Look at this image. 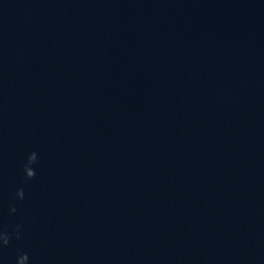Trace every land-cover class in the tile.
Segmentation results:
<instances>
[{
  "label": "water",
  "instance_id": "95a60500",
  "mask_svg": "<svg viewBox=\"0 0 264 264\" xmlns=\"http://www.w3.org/2000/svg\"><path fill=\"white\" fill-rule=\"evenodd\" d=\"M0 264H264V0H0Z\"/></svg>",
  "mask_w": 264,
  "mask_h": 264
},
{
  "label": "clouds",
  "instance_id": "9594fccd",
  "mask_svg": "<svg viewBox=\"0 0 264 264\" xmlns=\"http://www.w3.org/2000/svg\"><path fill=\"white\" fill-rule=\"evenodd\" d=\"M5 245H7V242H5Z\"/></svg>",
  "mask_w": 264,
  "mask_h": 264
}]
</instances>
